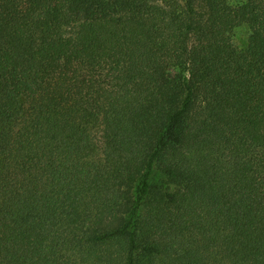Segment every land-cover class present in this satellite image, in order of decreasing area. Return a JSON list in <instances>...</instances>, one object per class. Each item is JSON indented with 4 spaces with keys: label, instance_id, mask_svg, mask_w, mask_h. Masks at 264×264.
Listing matches in <instances>:
<instances>
[{
    "label": "trees",
    "instance_id": "obj_1",
    "mask_svg": "<svg viewBox=\"0 0 264 264\" xmlns=\"http://www.w3.org/2000/svg\"><path fill=\"white\" fill-rule=\"evenodd\" d=\"M0 264H264V0H0Z\"/></svg>",
    "mask_w": 264,
    "mask_h": 264
},
{
    "label": "rangeland",
    "instance_id": "obj_2",
    "mask_svg": "<svg viewBox=\"0 0 264 264\" xmlns=\"http://www.w3.org/2000/svg\"><path fill=\"white\" fill-rule=\"evenodd\" d=\"M178 1L183 3V0H178ZM243 1L244 0H229V3L232 4L233 6H236L242 3ZM249 35H250V31L248 27L246 25H242L241 27L236 28L233 31L232 41L238 49H243L247 44Z\"/></svg>",
    "mask_w": 264,
    "mask_h": 264
}]
</instances>
